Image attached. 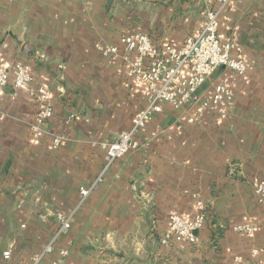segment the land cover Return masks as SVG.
I'll return each mask as SVG.
<instances>
[{
  "label": "crops",
  "instance_id": "crops-1",
  "mask_svg": "<svg viewBox=\"0 0 264 264\" xmlns=\"http://www.w3.org/2000/svg\"><path fill=\"white\" fill-rule=\"evenodd\" d=\"M202 0H0V65L24 63L50 91L49 131L28 124L37 103L11 85L0 93V264H27L56 229L55 213L75 206L103 164L100 142L129 128L145 105L144 86L126 75L120 54H107L131 31L179 46L202 26ZM218 36L246 64L229 79L233 105L225 118L198 104L162 111L139 131L147 145L114 161L74 213L68 233L44 258L68 251L65 264L264 263V203L253 188L264 179V0H230ZM211 81L206 83L209 90ZM95 142V145L91 143ZM207 216L194 243L169 241L170 214ZM249 223L251 234L232 226ZM257 249V254L252 253Z\"/></svg>",
  "mask_w": 264,
  "mask_h": 264
},
{
  "label": "built area",
  "instance_id": "built-area-1",
  "mask_svg": "<svg viewBox=\"0 0 264 264\" xmlns=\"http://www.w3.org/2000/svg\"><path fill=\"white\" fill-rule=\"evenodd\" d=\"M202 1L204 18L200 30L196 35L186 37L179 46L156 43L149 34L140 31L124 33L115 43L102 45L105 53L120 54L128 78L144 86L145 105L132 116L128 129L119 131L111 142L99 143L105 154L94 181L88 187L80 189L81 199L75 206L55 213V231L40 253L32 255L27 264H44V258L54 251L56 242L68 233L74 213L89 192L103 181L114 161L147 145L138 139L139 131L155 113L162 111V103L169 104L175 110L196 104L201 108L215 107L222 118L229 113L233 105L229 79L224 74L216 75L215 78L213 76L219 68L243 75L246 64L242 59L232 56L233 44L222 41L217 33L219 14L230 0ZM209 81L211 85L207 91L204 85ZM7 85H11L15 91L27 93L38 105L36 114L28 124L31 137L39 138L49 134L52 137V146L58 147L66 136L46 128L47 122L53 116L49 89L35 84L30 69L21 62L14 63L10 69L0 65V93ZM91 144L95 145V142ZM253 191L256 200L264 203V179L254 185ZM196 207L197 212L192 218L178 214L169 215L168 231L162 237V243L195 242L196 232L203 227L207 216L201 199L196 202ZM232 228L238 233L251 234L254 226L238 223ZM252 253L257 254V249H252ZM11 254L10 249L4 250L1 264H7ZM67 256L66 249H58L50 264H65ZM232 264L245 263L239 256H234Z\"/></svg>",
  "mask_w": 264,
  "mask_h": 264
}]
</instances>
